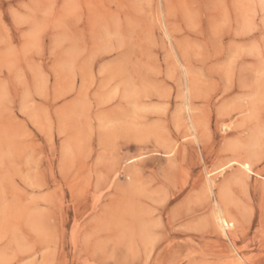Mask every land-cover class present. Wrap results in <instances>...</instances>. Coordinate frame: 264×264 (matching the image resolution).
I'll use <instances>...</instances> for the list:
<instances>
[{
  "label": "rangeland",
  "instance_id": "1",
  "mask_svg": "<svg viewBox=\"0 0 264 264\" xmlns=\"http://www.w3.org/2000/svg\"><path fill=\"white\" fill-rule=\"evenodd\" d=\"M239 255L264 264V0H0V264Z\"/></svg>",
  "mask_w": 264,
  "mask_h": 264
},
{
  "label": "bare ground",
  "instance_id": "2",
  "mask_svg": "<svg viewBox=\"0 0 264 264\" xmlns=\"http://www.w3.org/2000/svg\"><path fill=\"white\" fill-rule=\"evenodd\" d=\"M237 164L240 165V171L242 172L243 176L250 177L251 175H254L253 164L251 162L237 163ZM237 181H239V180H237ZM237 181H235V182L237 183ZM207 185H208L209 190L212 191V188H214V182L212 180L208 179ZM226 200H227V189H226V187H221L218 190L217 198L215 201V208H214V215H213L214 220L213 221H214L216 229L219 232H221L222 234H225L227 236L228 230H230L231 228L234 227V222L231 220L230 216L228 215V213L226 212V210L224 208V204H225ZM227 251H229V250H227ZM238 257H239V259L236 261L235 264H243L241 262V261H243L242 257H240V255Z\"/></svg>",
  "mask_w": 264,
  "mask_h": 264
}]
</instances>
